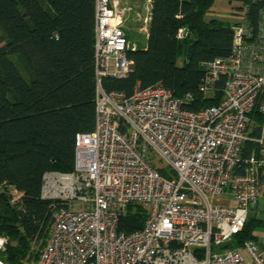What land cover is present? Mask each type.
<instances>
[{"label":"built area","instance_id":"2783aa9c","mask_svg":"<svg viewBox=\"0 0 264 264\" xmlns=\"http://www.w3.org/2000/svg\"><path fill=\"white\" fill-rule=\"evenodd\" d=\"M238 8L230 55L201 64L200 94L213 97L224 78L221 99L190 110L191 95L175 98L158 84L136 86L130 97L103 89V79L133 70L127 54L137 48L123 27L138 14L119 0H94L93 130L75 135L72 172L42 176L52 219L35 264H264V239L243 252L218 249L264 199V7L255 29L247 6ZM186 35L181 27L176 39ZM246 142L254 145L248 154ZM9 191L12 203L20 200ZM129 205L146 219L126 235L117 224ZM6 245L0 236V264Z\"/></svg>","mask_w":264,"mask_h":264},{"label":"trees","instance_id":"16d2710c","mask_svg":"<svg viewBox=\"0 0 264 264\" xmlns=\"http://www.w3.org/2000/svg\"><path fill=\"white\" fill-rule=\"evenodd\" d=\"M215 1L151 0L146 45L127 54L132 72L103 79V89L130 97L136 86L158 84L175 98L191 95L190 110L217 105L224 78L213 97L198 90L201 64L232 50L233 23L206 18ZM227 1L247 6L255 29L264 5ZM93 25L94 0H0V236L7 240L1 254L7 264L37 262L52 219L50 202L40 199L42 176L72 172L74 137L93 130ZM181 27L187 35L177 40ZM253 147L246 142L245 154ZM158 171L173 177L165 168ZM11 188L22 194L19 201L12 203ZM145 219L144 208L129 205L117 232L138 231ZM262 225L248 217L242 231L218 249L257 241L253 232Z\"/></svg>","mask_w":264,"mask_h":264},{"label":"rangeland","instance_id":"374dc122","mask_svg":"<svg viewBox=\"0 0 264 264\" xmlns=\"http://www.w3.org/2000/svg\"><path fill=\"white\" fill-rule=\"evenodd\" d=\"M119 1L121 3V6H125V7L131 6L135 11V13L138 14L137 16H135L134 13H131L130 15L127 16V20L124 24L123 29L126 33L128 40L132 44H134L137 49L145 46L147 26L145 27L143 23V19L146 18L148 15L149 3H147V0H119ZM221 4L223 5L224 10L218 11ZM235 10H236L235 3L229 5L227 3L225 4L217 0L215 1L212 8L207 13L206 18L207 19L214 18L218 20L232 22L234 24L237 22L235 15L233 16L232 14V12ZM248 217H255L256 219H259L263 222V225L259 228H256L253 232L254 236L258 241L263 240L264 239V199L259 200L254 207L250 208ZM34 249L36 251L37 248L34 247ZM242 249L243 247L239 249L235 247L227 250H237L243 252ZM242 255L246 257L244 253H242ZM28 264H35V263H28Z\"/></svg>","mask_w":264,"mask_h":264},{"label":"crops","instance_id":"0c3cea01","mask_svg":"<svg viewBox=\"0 0 264 264\" xmlns=\"http://www.w3.org/2000/svg\"><path fill=\"white\" fill-rule=\"evenodd\" d=\"M218 1H221V2H223V3H227V4H232V3H235L236 4V9L238 8V7H240V3H238V2H229V1H227V0H218ZM147 3H149L148 2V0H147ZM150 7H151V0H150V3H149V10L148 11H150ZM228 8H229V6H228ZM222 10H224L223 9V5L221 4L220 5V8L218 9V11H222ZM234 12V11H233ZM232 12V14H233V16H234V13ZM148 17H150V15H149V12H148ZM150 19V18H149ZM223 21V20H222ZM228 22V21H227ZM229 23H232V22H229ZM146 38H147V36H146ZM142 48H144V46L142 47Z\"/></svg>","mask_w":264,"mask_h":264},{"label":"bare ground","instance_id":"6f19581e","mask_svg":"<svg viewBox=\"0 0 264 264\" xmlns=\"http://www.w3.org/2000/svg\"><path fill=\"white\" fill-rule=\"evenodd\" d=\"M148 2H149V0H148Z\"/></svg>","mask_w":264,"mask_h":264}]
</instances>
